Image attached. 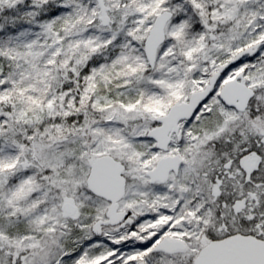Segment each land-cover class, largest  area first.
<instances>
[{"label":"snow or ice","instance_id":"1","mask_svg":"<svg viewBox=\"0 0 264 264\" xmlns=\"http://www.w3.org/2000/svg\"><path fill=\"white\" fill-rule=\"evenodd\" d=\"M0 264H264V0H0Z\"/></svg>","mask_w":264,"mask_h":264}]
</instances>
